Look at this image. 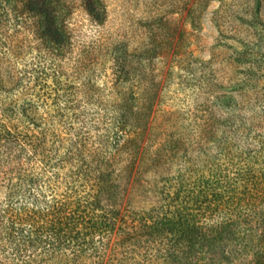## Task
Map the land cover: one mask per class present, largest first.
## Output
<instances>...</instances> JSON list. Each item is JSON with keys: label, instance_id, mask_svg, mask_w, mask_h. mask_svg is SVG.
<instances>
[{"label": "rangeland", "instance_id": "374dc122", "mask_svg": "<svg viewBox=\"0 0 264 264\" xmlns=\"http://www.w3.org/2000/svg\"><path fill=\"white\" fill-rule=\"evenodd\" d=\"M52 2L0 0V264H264V0Z\"/></svg>", "mask_w": 264, "mask_h": 264}, {"label": "trees", "instance_id": "16d2710c", "mask_svg": "<svg viewBox=\"0 0 264 264\" xmlns=\"http://www.w3.org/2000/svg\"><path fill=\"white\" fill-rule=\"evenodd\" d=\"M23 2L29 3V9L34 11V15L38 18V28L40 30V34L47 41L61 47V43L65 41V33L57 24L56 17V7L53 4L52 0H22ZM25 6H23L24 9ZM22 9V8H21ZM22 9V11H23ZM93 10V9H91ZM90 10V11H91ZM97 15H95V18ZM179 220L183 221L182 216L179 215ZM172 220L166 219L164 221V225H171ZM114 223V222H113ZM64 218L60 217L58 213H54V215L50 219H46L42 226L52 229L54 233H59L60 230L64 227ZM96 226V225H93ZM110 229H112V225H109ZM187 234H183L182 237L184 240L194 238L195 236L189 232ZM205 238V237H204Z\"/></svg>", "mask_w": 264, "mask_h": 264}]
</instances>
